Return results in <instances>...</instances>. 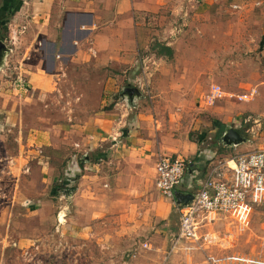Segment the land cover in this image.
Here are the masks:
<instances>
[{"label": "rangeland", "instance_id": "374dc122", "mask_svg": "<svg viewBox=\"0 0 264 264\" xmlns=\"http://www.w3.org/2000/svg\"><path fill=\"white\" fill-rule=\"evenodd\" d=\"M202 13V23L192 12L182 17L172 8L152 19L151 27L159 30L160 42H171L174 55H149L144 69L150 70L138 74L149 86L144 88L147 98L151 96L149 106L164 116L181 114L174 121L183 120L190 138L199 140L201 149L215 151V158L264 148V83L260 84L264 82V51L258 47L262 29L260 24H247L245 18L250 15L261 20L263 14L259 10L230 12L227 5L212 14L211 9ZM13 47L18 54L0 70V232L6 227V243L12 245L7 249L8 264H219L210 257L232 254L264 259V205L254 207L247 228H241L228 214H217L201 231L210 234L211 243L186 239L175 243L180 212L167 198L171 207L167 221L140 209L133 232L115 231L113 219L99 229L95 223L91 232L85 231L86 211L97 203L84 195L74 199L80 181L58 190L65 181L62 166L71 148L67 151L44 144L39 151L33 139L36 130H52L61 140L62 127L68 129L69 139L78 140L76 124L80 126L110 107L103 103L105 74L95 65L69 63L54 89H25L22 85L29 83L37 55L29 50L26 62L30 65L17 67L26 48L24 43ZM196 49L203 53L201 57ZM213 83L225 94L208 104L202 96ZM241 95L247 99H240ZM222 124L242 130L245 142L226 146L218 140L216 127ZM202 133H207L203 141ZM184 158L193 161L191 156ZM64 206L68 219L60 224L57 214ZM16 243L18 248L13 246Z\"/></svg>", "mask_w": 264, "mask_h": 264}, {"label": "crops", "instance_id": "0c3cea01", "mask_svg": "<svg viewBox=\"0 0 264 264\" xmlns=\"http://www.w3.org/2000/svg\"><path fill=\"white\" fill-rule=\"evenodd\" d=\"M222 5H227L230 12L259 10L263 14L261 20L250 15L245 18L247 24H260L258 47L264 51V0H0V40L10 48L0 70L10 57L18 54L13 46L24 43L26 51L17 67L30 65L26 62L29 50L33 49L37 55L27 83L29 87L40 91L54 89L69 63L95 65L101 74H105L103 103L110 107L80 126L76 124L74 132L77 131L78 140L69 139L68 129L62 127L59 129L64 132L61 140L52 130H36L33 139L39 151L38 147L44 144L67 151L71 148L67 163L62 166L65 187L58 190H67L80 181L77 192L73 193L74 199L84 195L86 200L97 203L95 208L86 211L85 231L91 232L95 223L99 229L113 219L115 231L133 232L137 229L140 209H147V215L167 221L171 211L167 199L170 198L164 196L157 186L159 154L193 158V166L178 187L184 192L192 191L215 159V151L201 149L199 140L190 138L183 120L174 121L181 114L177 113V118H173L170 113L164 116L150 108L151 96L147 98L144 89L149 86L138 74L150 70L144 69L146 59L149 55H157L152 45L162 39L156 35L159 30L151 27V21L161 11L172 8L176 14L182 13V17H189L192 12L202 23V12L211 9L212 14ZM196 50L195 54L201 57L203 53ZM122 72L129 74H119ZM129 87L137 88L138 92L128 93ZM207 93L202 96V101ZM229 128L235 127L217 126L216 138L226 146H236L223 140ZM235 129L245 137L242 130ZM206 136L207 133L200 135L202 141ZM39 160L42 162V158ZM44 161L51 166L50 159ZM56 177L53 176L55 180ZM62 209L57 214L60 224L68 219V209L65 206ZM0 233V264H8L7 249L12 245L6 243V227ZM179 240L175 243L178 244ZM116 244L121 249L122 243ZM13 246L18 248L20 245Z\"/></svg>", "mask_w": 264, "mask_h": 264}, {"label": "built area", "instance_id": "2783aa9c", "mask_svg": "<svg viewBox=\"0 0 264 264\" xmlns=\"http://www.w3.org/2000/svg\"><path fill=\"white\" fill-rule=\"evenodd\" d=\"M27 89L24 84L22 85ZM225 94L218 84H213L206 96L213 104ZM247 96V95H246ZM244 95L240 99H247ZM193 161L184 157L159 154L156 162L157 186L162 194L176 203L180 212L179 239L195 242H212L210 234L201 230L211 223L217 214H228L242 228L250 225L252 211L264 205V148L247 151L231 158H215L208 165L198 184L195 198L187 205L176 202L175 191L182 184ZM214 263L264 264V259L248 254H232L210 257Z\"/></svg>", "mask_w": 264, "mask_h": 264}, {"label": "water", "instance_id": "95a60500", "mask_svg": "<svg viewBox=\"0 0 264 264\" xmlns=\"http://www.w3.org/2000/svg\"><path fill=\"white\" fill-rule=\"evenodd\" d=\"M10 52V48L6 45L5 42L0 40V69L2 68V64H4V57L6 54ZM128 93H137L138 90L135 87H129ZM223 140L229 144V145H237L245 141V137L241 134L240 131H238L235 128H229L225 132L223 136ZM175 197H176V202L179 205H187L189 202L194 200L195 194L193 192H184L179 189L175 191Z\"/></svg>", "mask_w": 264, "mask_h": 264}, {"label": "trees", "instance_id": "16d2710c", "mask_svg": "<svg viewBox=\"0 0 264 264\" xmlns=\"http://www.w3.org/2000/svg\"><path fill=\"white\" fill-rule=\"evenodd\" d=\"M153 50H156L154 51L157 55L159 56H168V57H171L172 55H174V49L170 46V45H167L166 43H163V42H155L153 45ZM24 86L26 88H28V85L27 83L24 84ZM222 130L220 131L219 135L221 134ZM62 188H64L65 186L62 184L61 186Z\"/></svg>", "mask_w": 264, "mask_h": 264}]
</instances>
